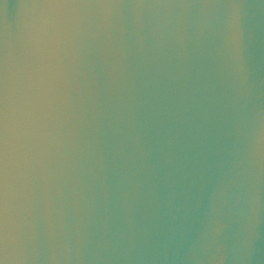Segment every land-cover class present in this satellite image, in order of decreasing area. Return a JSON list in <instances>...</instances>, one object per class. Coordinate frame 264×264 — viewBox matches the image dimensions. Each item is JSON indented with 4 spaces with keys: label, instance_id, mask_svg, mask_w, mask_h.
<instances>
[{
    "label": "water",
    "instance_id": "95a60500",
    "mask_svg": "<svg viewBox=\"0 0 264 264\" xmlns=\"http://www.w3.org/2000/svg\"><path fill=\"white\" fill-rule=\"evenodd\" d=\"M0 264H264V0H0Z\"/></svg>",
    "mask_w": 264,
    "mask_h": 264
}]
</instances>
